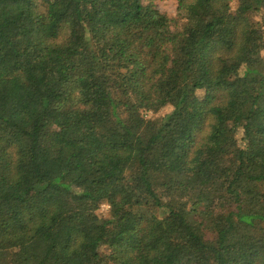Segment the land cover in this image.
<instances>
[{
  "label": "trees",
  "instance_id": "16d2710c",
  "mask_svg": "<svg viewBox=\"0 0 264 264\" xmlns=\"http://www.w3.org/2000/svg\"><path fill=\"white\" fill-rule=\"evenodd\" d=\"M231 1L177 0L173 33L142 0H0V264H264V0Z\"/></svg>",
  "mask_w": 264,
  "mask_h": 264
},
{
  "label": "rangeland",
  "instance_id": "374dc122",
  "mask_svg": "<svg viewBox=\"0 0 264 264\" xmlns=\"http://www.w3.org/2000/svg\"><path fill=\"white\" fill-rule=\"evenodd\" d=\"M143 5H150L154 9H156L159 13L164 15L167 20L169 21L170 25V30L173 33L179 32L182 27H183V21L179 19L176 13V8H177V0H142ZM238 7V3L236 0H232L230 2V11L231 13H234L235 10ZM250 19L258 24L262 28V33H263V40H264V6L259 8L258 11H255L250 14ZM260 56L262 58V61H264V49L261 51ZM197 96L202 97L203 93L197 92ZM172 110L171 106H166L164 108H161L156 111H141V115L145 120H150L154 122H159L161 118H163L165 115H167L170 111ZM236 140L238 142V146H243L242 143V133L239 131L236 134ZM140 212L146 213L148 212V208H139ZM96 214L99 219L101 220H109L111 219V212H110V207L106 203L100 204L98 207ZM203 224H206L205 222ZM203 235L206 240L212 241L214 239V234L213 232L209 229L208 226H203ZM98 253L100 254L101 257H104L105 255L108 254V250L106 247H100L98 250Z\"/></svg>",
  "mask_w": 264,
  "mask_h": 264
}]
</instances>
